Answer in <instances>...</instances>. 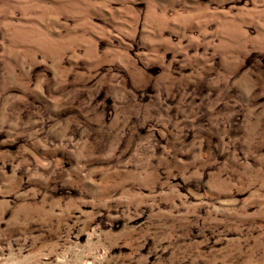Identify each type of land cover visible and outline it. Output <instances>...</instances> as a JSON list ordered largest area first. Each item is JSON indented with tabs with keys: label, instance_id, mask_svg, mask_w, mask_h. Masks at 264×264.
Returning <instances> with one entry per match:
<instances>
[{
	"label": "rangeland",
	"instance_id": "obj_1",
	"mask_svg": "<svg viewBox=\"0 0 264 264\" xmlns=\"http://www.w3.org/2000/svg\"><path fill=\"white\" fill-rule=\"evenodd\" d=\"M0 264H264V0H0Z\"/></svg>",
	"mask_w": 264,
	"mask_h": 264
}]
</instances>
